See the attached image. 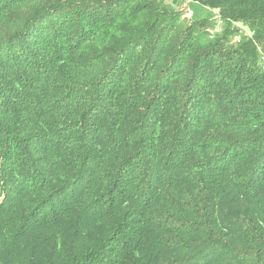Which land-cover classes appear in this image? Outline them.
Listing matches in <instances>:
<instances>
[{"label":"trees","instance_id":"1","mask_svg":"<svg viewBox=\"0 0 264 264\" xmlns=\"http://www.w3.org/2000/svg\"><path fill=\"white\" fill-rule=\"evenodd\" d=\"M190 1L0 0V264H264V0Z\"/></svg>","mask_w":264,"mask_h":264},{"label":"built area","instance_id":"2","mask_svg":"<svg viewBox=\"0 0 264 264\" xmlns=\"http://www.w3.org/2000/svg\"><path fill=\"white\" fill-rule=\"evenodd\" d=\"M182 18L186 19V20H190L193 18V11L188 9V8H184L183 13H182ZM221 32V23L219 22L217 25L209 28L207 30V33L209 34L210 37L214 36L215 34ZM247 37V33L241 29L239 32H237L231 39V42L233 44H237L241 41L242 38ZM264 62V59H263Z\"/></svg>","mask_w":264,"mask_h":264},{"label":"crops","instance_id":"3","mask_svg":"<svg viewBox=\"0 0 264 264\" xmlns=\"http://www.w3.org/2000/svg\"><path fill=\"white\" fill-rule=\"evenodd\" d=\"M171 3L174 6H178L181 7V5H183V8H188L190 10L193 11V17L194 18H210L213 16V13L207 11L206 9H204L203 7L197 5V4H193L190 0H170Z\"/></svg>","mask_w":264,"mask_h":264},{"label":"rangeland","instance_id":"4","mask_svg":"<svg viewBox=\"0 0 264 264\" xmlns=\"http://www.w3.org/2000/svg\"><path fill=\"white\" fill-rule=\"evenodd\" d=\"M169 1H170V0H169ZM182 6H183V5H181V7H179V8H183ZM177 7H178V6H177Z\"/></svg>","mask_w":264,"mask_h":264}]
</instances>
